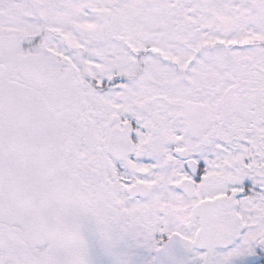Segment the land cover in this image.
<instances>
[{"label":"snow or ice","instance_id":"6c2138e0","mask_svg":"<svg viewBox=\"0 0 264 264\" xmlns=\"http://www.w3.org/2000/svg\"><path fill=\"white\" fill-rule=\"evenodd\" d=\"M0 264H264V0H0Z\"/></svg>","mask_w":264,"mask_h":264}]
</instances>
